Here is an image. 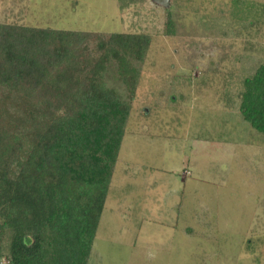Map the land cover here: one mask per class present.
<instances>
[{
  "label": "rangeland",
  "instance_id": "obj_1",
  "mask_svg": "<svg viewBox=\"0 0 264 264\" xmlns=\"http://www.w3.org/2000/svg\"><path fill=\"white\" fill-rule=\"evenodd\" d=\"M0 22L90 32L91 50L151 36L89 264H264V135L240 112L264 0H0ZM0 117L23 124V102Z\"/></svg>",
  "mask_w": 264,
  "mask_h": 264
},
{
  "label": "trees",
  "instance_id": "obj_2",
  "mask_svg": "<svg viewBox=\"0 0 264 264\" xmlns=\"http://www.w3.org/2000/svg\"><path fill=\"white\" fill-rule=\"evenodd\" d=\"M91 37L0 22V101L25 111L14 127L0 117V264H89L152 40L114 32L91 50ZM243 84L240 112L264 135V64Z\"/></svg>",
  "mask_w": 264,
  "mask_h": 264
},
{
  "label": "water",
  "instance_id": "obj_3",
  "mask_svg": "<svg viewBox=\"0 0 264 264\" xmlns=\"http://www.w3.org/2000/svg\"><path fill=\"white\" fill-rule=\"evenodd\" d=\"M153 1L163 6H168L170 4V0H153Z\"/></svg>",
  "mask_w": 264,
  "mask_h": 264
}]
</instances>
